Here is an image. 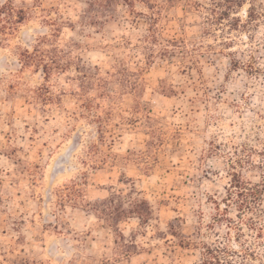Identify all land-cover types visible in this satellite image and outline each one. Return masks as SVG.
Returning a JSON list of instances; mask_svg holds the SVG:
<instances>
[{
  "label": "rangeland",
  "instance_id": "rangeland-1",
  "mask_svg": "<svg viewBox=\"0 0 264 264\" xmlns=\"http://www.w3.org/2000/svg\"><path fill=\"white\" fill-rule=\"evenodd\" d=\"M92 1L14 0L22 22L0 20V264H200L228 233L213 218L264 116V72L229 54L264 55V22L235 30L187 0L100 15ZM132 182L151 216L119 225L122 250L87 204Z\"/></svg>",
  "mask_w": 264,
  "mask_h": 264
},
{
  "label": "trees",
  "instance_id": "trees-1",
  "mask_svg": "<svg viewBox=\"0 0 264 264\" xmlns=\"http://www.w3.org/2000/svg\"><path fill=\"white\" fill-rule=\"evenodd\" d=\"M159 1L162 0H93L92 4L96 7L94 10L101 13L105 10H113L117 2L129 8L136 16H160L163 5ZM193 2L197 11H206L208 16H215L208 19L211 23L223 25L224 21L232 22L235 30L239 28H253L256 23L264 22L262 19V10H264V0H187ZM143 4L152 14L135 12V4ZM250 4L247 11V21L242 24L241 20L236 17L239 11L246 5ZM261 9V10H260ZM24 10H17L14 0H5V3L0 2V20L2 16H19L16 23L22 22L24 19ZM162 16V15H161ZM151 20L156 21L154 18ZM231 25V27H233ZM223 46H230L233 41L223 40ZM184 46L181 50H185ZM231 49V47H229ZM260 50L251 51L249 55L248 65L242 61L238 53L231 52L233 64L236 68L243 66L245 69L250 68L252 73L260 75L264 72V68H257L255 64H260V60L264 61V55L255 56ZM47 69V67H46ZM262 122L258 123L254 131V141L256 146L250 148V152L246 158L244 155L237 162H231L232 181L228 188L224 189V197L221 201L225 208H218V215L213 218V225L223 223L228 229V233L223 237L224 242L216 240L211 244H204L202 259L200 264H253V261H259L264 264L263 256L257 250L264 238V116L258 114ZM246 144L245 150H248ZM253 147V146H252ZM257 158L255 161L254 158ZM257 170L260 172L259 182H253L245 179L243 172L237 170ZM131 188L128 194L124 191L111 193L107 199L97 201L95 203H88L87 205L97 214L100 215L104 221L108 222L118 235L117 244L122 250L126 249L124 242L125 236L119 229V225L126 222V219L134 217L142 223H148L151 216V204L143 196V191L138 190L134 183H130ZM135 196V197H134ZM219 207V202H215ZM234 208L236 215L234 218L230 217V209ZM127 208H131L128 210ZM134 215V216H129ZM249 232L250 234L246 233ZM232 233H235L233 236ZM232 234V235H231ZM249 237L254 238L252 242ZM190 242L181 241V246L193 245V238H189ZM235 242L242 249L241 251L233 250L230 246ZM254 243V244H253ZM196 245V244H194Z\"/></svg>",
  "mask_w": 264,
  "mask_h": 264
}]
</instances>
